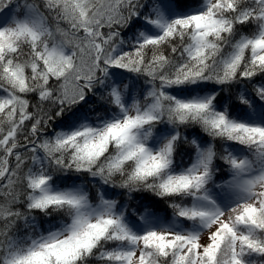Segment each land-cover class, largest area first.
<instances>
[{
  "label": "snow or ice",
  "instance_id": "obj_1",
  "mask_svg": "<svg viewBox=\"0 0 264 264\" xmlns=\"http://www.w3.org/2000/svg\"><path fill=\"white\" fill-rule=\"evenodd\" d=\"M0 264H264V0H0Z\"/></svg>",
  "mask_w": 264,
  "mask_h": 264
},
{
  "label": "trees",
  "instance_id": "obj_2",
  "mask_svg": "<svg viewBox=\"0 0 264 264\" xmlns=\"http://www.w3.org/2000/svg\"><path fill=\"white\" fill-rule=\"evenodd\" d=\"M144 198L145 200L154 199L150 196V194H135V199L131 202V207H136L137 203L141 200V198ZM166 209V205H164L162 202L159 204L158 209L159 211L163 212ZM170 212V210H168Z\"/></svg>",
  "mask_w": 264,
  "mask_h": 264
}]
</instances>
